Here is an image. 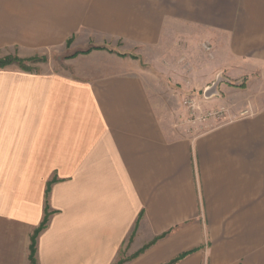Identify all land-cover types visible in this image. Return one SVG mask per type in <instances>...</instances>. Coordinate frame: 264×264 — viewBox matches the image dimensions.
<instances>
[{"label":"crops","instance_id":"0c3cea01","mask_svg":"<svg viewBox=\"0 0 264 264\" xmlns=\"http://www.w3.org/2000/svg\"><path fill=\"white\" fill-rule=\"evenodd\" d=\"M176 29L227 39L198 89L247 77L198 133L164 114V67L130 54ZM72 37L99 48L67 71L0 68V264H31L44 217L35 264H264V0H0V54Z\"/></svg>","mask_w":264,"mask_h":264},{"label":"rangeland","instance_id":"374dc122","mask_svg":"<svg viewBox=\"0 0 264 264\" xmlns=\"http://www.w3.org/2000/svg\"><path fill=\"white\" fill-rule=\"evenodd\" d=\"M234 34L239 38L236 41V50H241L242 24L234 26ZM226 38L222 35L214 39L212 43L208 38H199L196 41L183 40L178 37V29L172 31L165 41L164 48L158 52H148L140 49L132 50L130 54L138 55L142 66L147 67L153 60L158 61L165 69V78L161 79L158 91L161 97V106L168 118L174 119L177 126L192 128L195 132H201L206 128L218 124L228 118L227 110L246 103L250 98L248 87L244 86L247 77H238L230 74L227 69L220 72L218 78L211 83L205 91L198 89L203 82L205 71L221 66L226 52ZM191 45V48L189 46ZM118 49H126V45H117ZM184 47L187 53L184 52ZM99 48L72 37L60 48L37 53L27 57H19L14 54H0V60L10 57L12 60H20L19 63H11L7 67H15L31 71L64 72L68 70L67 64L74 56ZM117 48V47H116ZM240 48V49H237ZM182 66L181 72L179 67ZM236 72V71H235ZM221 83L226 90L221 89ZM192 85V88L190 86ZM193 97L196 101L195 110L187 108L183 104L185 97ZM126 256L122 251L119 261L121 264Z\"/></svg>","mask_w":264,"mask_h":264},{"label":"trees","instance_id":"16d2710c","mask_svg":"<svg viewBox=\"0 0 264 264\" xmlns=\"http://www.w3.org/2000/svg\"><path fill=\"white\" fill-rule=\"evenodd\" d=\"M16 60H12L10 57H6L2 60H0V68H3L11 63H19L20 60H18L17 58H15ZM25 70V69H23ZM46 224V218L44 217V220L42 222V224L40 225V227L38 228V230L35 232L33 238H32V242H31V246H30V261H31V264H35V237L38 233L39 230H41L42 228H44Z\"/></svg>","mask_w":264,"mask_h":264},{"label":"built area","instance_id":"2783aa9c","mask_svg":"<svg viewBox=\"0 0 264 264\" xmlns=\"http://www.w3.org/2000/svg\"><path fill=\"white\" fill-rule=\"evenodd\" d=\"M209 87H207L205 90H204V93H203V95H204V97H206V94H205V91L208 89ZM183 104L187 107V108H189V109H191V110H195V108H196V101H195V99L193 98V97H185L184 99H183Z\"/></svg>","mask_w":264,"mask_h":264}]
</instances>
